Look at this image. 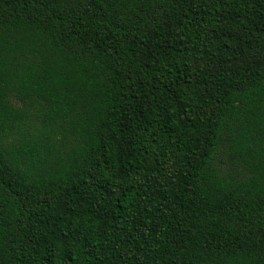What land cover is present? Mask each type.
Returning a JSON list of instances; mask_svg holds the SVG:
<instances>
[{"label":"trees","instance_id":"1","mask_svg":"<svg viewBox=\"0 0 264 264\" xmlns=\"http://www.w3.org/2000/svg\"><path fill=\"white\" fill-rule=\"evenodd\" d=\"M264 0H0V264H264Z\"/></svg>","mask_w":264,"mask_h":264},{"label":"rangeland","instance_id":"2","mask_svg":"<svg viewBox=\"0 0 264 264\" xmlns=\"http://www.w3.org/2000/svg\"><path fill=\"white\" fill-rule=\"evenodd\" d=\"M262 68L258 69L259 72H263L264 73V65H260Z\"/></svg>","mask_w":264,"mask_h":264}]
</instances>
